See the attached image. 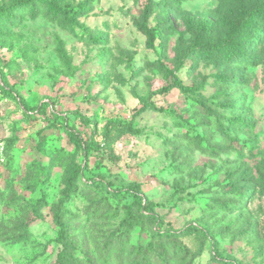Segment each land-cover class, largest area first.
<instances>
[{"label": "rangeland", "instance_id": "374dc122", "mask_svg": "<svg viewBox=\"0 0 264 264\" xmlns=\"http://www.w3.org/2000/svg\"><path fill=\"white\" fill-rule=\"evenodd\" d=\"M17 1L0 0V264H264V21L249 60L199 50L264 0H55V18ZM173 75L194 92L157 93Z\"/></svg>", "mask_w": 264, "mask_h": 264}, {"label": "trees", "instance_id": "16d2710c", "mask_svg": "<svg viewBox=\"0 0 264 264\" xmlns=\"http://www.w3.org/2000/svg\"><path fill=\"white\" fill-rule=\"evenodd\" d=\"M33 0H19L15 3L16 7L24 8L28 7ZM40 5L46 8V13L52 18L64 16L68 13V10L58 6L55 0H36ZM82 6H79L81 8ZM149 6L145 7V13L149 11ZM241 14L236 18H231L228 20V32L227 36L216 44H202L199 45L201 53L205 55H214L217 54L222 59L230 61L233 59H251L247 52L246 47L250 41H258L261 38L263 28H261V22L264 21V1L260 4L254 5L248 10H242ZM9 14V13H8ZM148 35V45L152 46V41L154 39V34L147 32ZM1 72V71H0ZM2 80L3 75L1 74ZM170 88H176L182 92H194L195 88L188 86L182 82L180 78L176 75L172 76L171 83L167 86L161 87L157 90V93H163L168 91ZM1 91L8 93L7 88L3 85ZM44 105H41L38 108V112L44 111ZM69 134L75 141H80L75 133H72L71 130ZM131 192L134 194L135 198L138 199V193L135 188H130ZM121 193V190L117 191ZM143 210H148V205H141ZM62 257V252L59 253L58 259Z\"/></svg>", "mask_w": 264, "mask_h": 264}, {"label": "built area", "instance_id": "2783aa9c", "mask_svg": "<svg viewBox=\"0 0 264 264\" xmlns=\"http://www.w3.org/2000/svg\"><path fill=\"white\" fill-rule=\"evenodd\" d=\"M3 86V80H2V77H1V72H0V91H1V87Z\"/></svg>", "mask_w": 264, "mask_h": 264}]
</instances>
